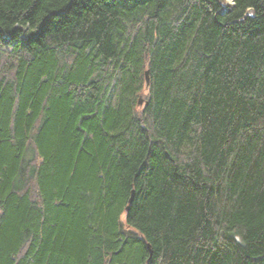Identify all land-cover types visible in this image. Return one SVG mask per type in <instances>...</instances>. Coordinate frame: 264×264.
Listing matches in <instances>:
<instances>
[{
    "label": "trees",
    "instance_id": "trees-1",
    "mask_svg": "<svg viewBox=\"0 0 264 264\" xmlns=\"http://www.w3.org/2000/svg\"><path fill=\"white\" fill-rule=\"evenodd\" d=\"M0 264H264V0H0Z\"/></svg>",
    "mask_w": 264,
    "mask_h": 264
},
{
    "label": "water",
    "instance_id": "water-1",
    "mask_svg": "<svg viewBox=\"0 0 264 264\" xmlns=\"http://www.w3.org/2000/svg\"><path fill=\"white\" fill-rule=\"evenodd\" d=\"M144 77H145V84L147 86L149 84V74H148V70L147 69L144 71ZM142 103H143V97L139 96L138 97V104L141 105ZM133 196H134V191L131 192L130 197L128 198V203H127V205L125 207L126 210L129 209V205H130V203H131V201L133 199ZM147 245H148V248L150 249V245L149 244H147Z\"/></svg>",
    "mask_w": 264,
    "mask_h": 264
}]
</instances>
